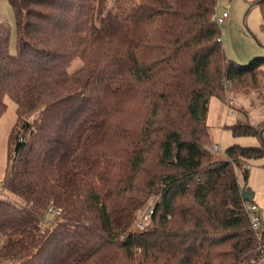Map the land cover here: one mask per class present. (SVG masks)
<instances>
[{
	"label": "trees",
	"instance_id": "1",
	"mask_svg": "<svg viewBox=\"0 0 264 264\" xmlns=\"http://www.w3.org/2000/svg\"><path fill=\"white\" fill-rule=\"evenodd\" d=\"M9 2L17 51L0 23V116L10 98L18 121L0 264H264V220L253 227L237 174L264 157V120L232 125L262 145L223 159L207 125L211 99L256 82L264 57L227 58L219 0Z\"/></svg>",
	"mask_w": 264,
	"mask_h": 264
},
{
	"label": "rangeland",
	"instance_id": "2",
	"mask_svg": "<svg viewBox=\"0 0 264 264\" xmlns=\"http://www.w3.org/2000/svg\"><path fill=\"white\" fill-rule=\"evenodd\" d=\"M256 0H219L217 17L227 12L228 19L219 24L222 43L228 59L240 65L249 64L254 58L264 57V30L262 29L263 14ZM0 23L10 32L9 49L12 54L17 51V26L15 12L9 0H0ZM82 65L81 61H74V70ZM225 102L212 98L207 125L212 145L220 146V150L213 151L214 157L223 159L227 148L231 145L261 146L262 141L257 137H235L231 126L239 121H246L257 126L264 120V67L260 71L256 82L250 77L231 86H225ZM7 107L0 116V189L6 174L9 161L10 139L18 121L17 105L6 99ZM249 176L247 180L241 170H237L238 180L242 189L254 194L258 214L264 220V157L250 160L247 163ZM153 205V200L142 209V216ZM51 218V216H49Z\"/></svg>",
	"mask_w": 264,
	"mask_h": 264
},
{
	"label": "built area",
	"instance_id": "3",
	"mask_svg": "<svg viewBox=\"0 0 264 264\" xmlns=\"http://www.w3.org/2000/svg\"><path fill=\"white\" fill-rule=\"evenodd\" d=\"M229 15L227 12H223L222 15H220L219 17L216 16V22L218 24H222L224 23L227 19H228ZM226 85L227 86H231V82L227 81L226 82ZM213 150L214 151H218L220 150V146L215 144L214 147H213ZM246 209L248 211V214H249V217H250V220H251V223L253 225V227L255 229H257L259 226H260V223H261V217L260 215L257 213L258 211V208H257V204L255 203H249L247 204L246 206ZM49 213L50 214H53V213H56V214H59L60 211H55L54 209L50 208L49 209ZM153 213V210L152 209H149L140 219L138 225L140 228H144L146 225L149 224V222L151 221V215Z\"/></svg>",
	"mask_w": 264,
	"mask_h": 264
},
{
	"label": "water",
	"instance_id": "4",
	"mask_svg": "<svg viewBox=\"0 0 264 264\" xmlns=\"http://www.w3.org/2000/svg\"><path fill=\"white\" fill-rule=\"evenodd\" d=\"M243 195H244V197H245L246 199H248V200H252V199H254V198H253V197H254L253 192H251V191H249V190H247V189H243Z\"/></svg>",
	"mask_w": 264,
	"mask_h": 264
}]
</instances>
